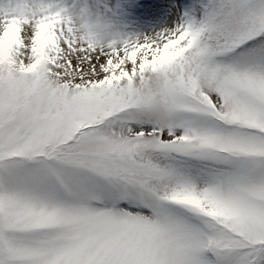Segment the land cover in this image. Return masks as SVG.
<instances>
[{"label":"snow or ice","instance_id":"snow-or-ice-1","mask_svg":"<svg viewBox=\"0 0 264 264\" xmlns=\"http://www.w3.org/2000/svg\"><path fill=\"white\" fill-rule=\"evenodd\" d=\"M0 264H264V0H0Z\"/></svg>","mask_w":264,"mask_h":264}]
</instances>
